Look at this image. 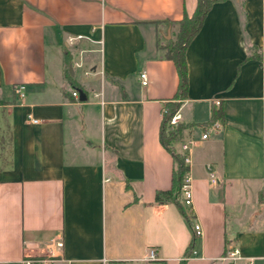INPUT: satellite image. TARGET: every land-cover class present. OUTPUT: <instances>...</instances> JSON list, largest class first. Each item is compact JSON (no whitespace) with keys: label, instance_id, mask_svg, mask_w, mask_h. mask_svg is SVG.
Masks as SVG:
<instances>
[{"label":"crops","instance_id":"0c3cea01","mask_svg":"<svg viewBox=\"0 0 264 264\" xmlns=\"http://www.w3.org/2000/svg\"><path fill=\"white\" fill-rule=\"evenodd\" d=\"M214 1L179 110L183 141L223 112L192 151L202 235L186 259L192 226L156 194L176 169L160 140L179 85L164 46L197 0H0V264H264V58L248 59L264 53V0Z\"/></svg>","mask_w":264,"mask_h":264},{"label":"trees","instance_id":"16d2710c","mask_svg":"<svg viewBox=\"0 0 264 264\" xmlns=\"http://www.w3.org/2000/svg\"><path fill=\"white\" fill-rule=\"evenodd\" d=\"M214 0H197V7L194 14L189 17L187 14L179 21V29L175 35V38L170 40L166 46H164L165 57L168 60L174 62L177 73L179 76V85L177 93L174 97V101H169L166 105V109L163 114L160 140L164 148L173 156L176 162V169L173 175V187L168 191H158L156 194L157 202H174L180 208L182 214L192 226V216L180 203L179 190L187 167L185 166L183 156L178 153L174 147L175 143L182 141L183 131L189 127L188 125L178 124L172 125V117L179 112L182 103L187 99L189 91V71L186 59V51L196 37V35L202 29L205 19L214 4ZM264 58V53L261 54L255 49L248 59L261 60ZM223 119V112L221 109H213L212 118L208 122L207 126ZM196 242V236L190 243L185 253V258L191 257L194 252ZM186 259L180 261L178 264H185Z\"/></svg>","mask_w":264,"mask_h":264},{"label":"built area","instance_id":"2783aa9c","mask_svg":"<svg viewBox=\"0 0 264 264\" xmlns=\"http://www.w3.org/2000/svg\"><path fill=\"white\" fill-rule=\"evenodd\" d=\"M76 38H71L70 41H74ZM140 79L143 86H147L149 83L148 75L146 72H142L140 74ZM25 89L26 87L24 85L18 86L16 89V92L19 96V99L23 100L25 97ZM73 96L75 98H78V92H74ZM221 102L220 100H216L214 102L215 106H220ZM28 120L32 123H38L39 121L32 117V115L28 116ZM172 125L177 126L180 124V115L179 112H177L171 119L170 122ZM222 125L220 121H216L204 129V132L202 133L201 137L199 139L191 138L188 140H182L178 142L179 147V153L183 156L185 166L187 167V171L184 174L179 195L181 197V203L184 206V208L187 210V212L192 216L193 222H192V229L194 232V235L196 237H200L202 235V227L201 225L194 220V193H193V181L191 177V164H192V151L193 149L202 141L208 140L212 133L218 132L221 129ZM178 152V149H177ZM209 170H211V167L209 166ZM210 178L213 183H216V175L211 172ZM62 243H60L61 245ZM238 252H231L228 256L225 257L226 260H229L231 264H235V261L239 259L237 257ZM157 251L155 249L149 250V257L148 261H157ZM188 259V258H187ZM25 264H35V263H44L48 264V261H41V260H35V259H29L24 261Z\"/></svg>","mask_w":264,"mask_h":264},{"label":"rangeland","instance_id":"374dc122","mask_svg":"<svg viewBox=\"0 0 264 264\" xmlns=\"http://www.w3.org/2000/svg\"><path fill=\"white\" fill-rule=\"evenodd\" d=\"M186 126H187V125H186ZM176 144H177V143L174 144V147H175V149H176V151H177V145H176Z\"/></svg>","mask_w":264,"mask_h":264},{"label":"water","instance_id":"95a60500","mask_svg":"<svg viewBox=\"0 0 264 264\" xmlns=\"http://www.w3.org/2000/svg\"><path fill=\"white\" fill-rule=\"evenodd\" d=\"M81 98L85 99V97H81Z\"/></svg>","mask_w":264,"mask_h":264}]
</instances>
